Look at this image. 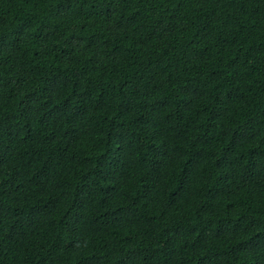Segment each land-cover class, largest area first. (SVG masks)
Listing matches in <instances>:
<instances>
[{
	"label": "trees",
	"instance_id": "trees-1",
	"mask_svg": "<svg viewBox=\"0 0 264 264\" xmlns=\"http://www.w3.org/2000/svg\"><path fill=\"white\" fill-rule=\"evenodd\" d=\"M0 264H264V0H0Z\"/></svg>",
	"mask_w": 264,
	"mask_h": 264
}]
</instances>
